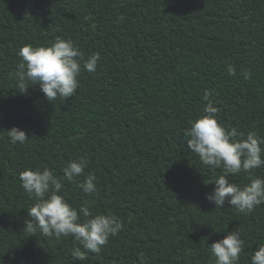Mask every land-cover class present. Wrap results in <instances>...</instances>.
<instances>
[{
  "label": "trees",
  "instance_id": "1",
  "mask_svg": "<svg viewBox=\"0 0 264 264\" xmlns=\"http://www.w3.org/2000/svg\"><path fill=\"white\" fill-rule=\"evenodd\" d=\"M58 37L101 59L95 72L81 61L74 95L50 102L38 84L21 88L18 52ZM205 90L227 130L264 137V0H0V264H215L209 247L235 229L239 264H251L264 244V205L216 208L207 195L222 170L186 147ZM13 127L29 140L11 144ZM81 157L84 174L67 181L63 168ZM44 167L78 211L87 203L123 223L84 261L71 254L84 251L72 236L25 228L36 200L19 174ZM89 173L93 193L78 187ZM256 177L264 166L229 179L243 187Z\"/></svg>",
  "mask_w": 264,
  "mask_h": 264
},
{
  "label": "clouds",
  "instance_id": "2",
  "mask_svg": "<svg viewBox=\"0 0 264 264\" xmlns=\"http://www.w3.org/2000/svg\"><path fill=\"white\" fill-rule=\"evenodd\" d=\"M18 55L22 63L18 65V77L21 88L27 81L39 85L44 96L53 102L57 98H69L78 88V77L81 73V61L88 72H95L101 59L98 52L86 60L84 53L71 40L58 37L51 46L33 47L26 44L19 49ZM235 68L228 67V75H235ZM22 92H26L27 89ZM210 92L205 90L203 100L207 104L203 108L205 115L191 122L184 130L186 147L195 153L201 163L211 168L222 170V174L214 180L213 190L207 199L215 207L221 208L225 203L242 213H251L256 207L264 205V178L256 177L243 187L230 181L234 174L246 172L264 166V137L256 132H249L246 138L236 127L227 130L216 119L218 109L213 106ZM11 144H24L28 133L18 127L7 130ZM88 161L81 157L71 161L63 168L64 178L72 182L84 174ZM19 179L24 191L36 200L27 210L25 221L29 234L38 228L45 236L57 239L72 236L81 247L72 250L75 260L84 261L86 252L99 253L108 243L110 236L117 235L123 229V223L114 214H96L87 203L79 206V211L60 194L64 185L48 167L43 170L28 168L20 172ZM97 177L89 173L78 185L85 193L96 191ZM83 218V219H82ZM215 257V264H239L244 248V240L235 229L228 231L225 238L209 247ZM251 264H264V244H260L250 258Z\"/></svg>",
  "mask_w": 264,
  "mask_h": 264
}]
</instances>
